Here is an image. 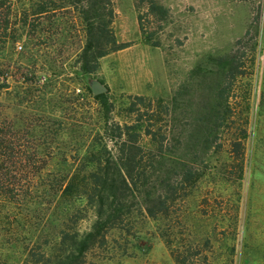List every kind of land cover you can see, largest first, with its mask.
<instances>
[{"label": "rangeland", "instance_id": "rangeland-1", "mask_svg": "<svg viewBox=\"0 0 264 264\" xmlns=\"http://www.w3.org/2000/svg\"><path fill=\"white\" fill-rule=\"evenodd\" d=\"M113 3V28L126 48L103 58L93 77L77 65L85 32L75 13L33 19L30 30L20 29L28 7L18 0L0 7V72L7 77L1 119L20 123L24 132L35 125L30 138L43 140L28 146L41 150L55 148L50 142L58 136L57 151L65 154H56L48 170L67 171L76 164L71 150L102 134L106 120L131 124V104L142 112L154 109L144 119L155 124L150 129L160 141L145 136L143 145L158 153L157 168L172 182L186 170L195 173L180 213L188 237L210 247L211 264H264V0ZM15 28L18 41L5 46ZM96 88L105 89L99 95L106 105L94 99ZM91 223L92 216L81 229ZM137 231L144 241L133 257L100 251L91 260L176 264L154 223ZM9 238L0 239L2 258L22 264L29 241Z\"/></svg>", "mask_w": 264, "mask_h": 264}, {"label": "trees", "instance_id": "trees-1", "mask_svg": "<svg viewBox=\"0 0 264 264\" xmlns=\"http://www.w3.org/2000/svg\"><path fill=\"white\" fill-rule=\"evenodd\" d=\"M8 1L10 5L13 2L0 0V7ZM18 1L28 7L20 29L29 26L32 30L33 19L56 17L62 10L82 20L85 45L77 56V65L85 75L95 76L103 58L126 48L118 42L113 28V0ZM18 31L15 28L5 35V46L18 41ZM28 81L33 83L32 78L25 77ZM6 85L7 77L0 72V89ZM93 97L107 104L104 96ZM135 99L145 101L143 97ZM135 107L131 104L129 108L131 124L106 120L102 134L92 136L82 149L71 150L76 153L73 168L50 171L48 162L56 154H65L57 151L58 136L50 142L56 144L55 148L28 146L43 140L30 138H34L35 125H28L29 130L24 132L20 123L2 120L0 102V239L6 235L11 242L29 241L22 264H95L91 258L100 251L133 257L132 250L140 249L136 243L144 241L143 232L137 229L149 222L155 224L156 234L176 264H211L210 247L188 237L180 216L195 173L186 170L180 180L172 182L157 168L158 153L143 145L145 136H151L156 144L160 141L150 129L155 124L144 119L150 110L154 116L155 110L147 107L142 112ZM159 145L163 148L164 144ZM90 216L91 226L83 231L81 223ZM21 225L25 236L19 232ZM114 231L120 233L119 239L110 237ZM32 232L36 236L30 239ZM0 264H9L1 253Z\"/></svg>", "mask_w": 264, "mask_h": 264}, {"label": "water", "instance_id": "water-1", "mask_svg": "<svg viewBox=\"0 0 264 264\" xmlns=\"http://www.w3.org/2000/svg\"><path fill=\"white\" fill-rule=\"evenodd\" d=\"M104 91H105V89H103V88H96L95 89V94L99 95L100 93H103Z\"/></svg>", "mask_w": 264, "mask_h": 264}, {"label": "built area", "instance_id": "built-area-1", "mask_svg": "<svg viewBox=\"0 0 264 264\" xmlns=\"http://www.w3.org/2000/svg\"><path fill=\"white\" fill-rule=\"evenodd\" d=\"M20 48H22V47H20Z\"/></svg>", "mask_w": 264, "mask_h": 264}]
</instances>
